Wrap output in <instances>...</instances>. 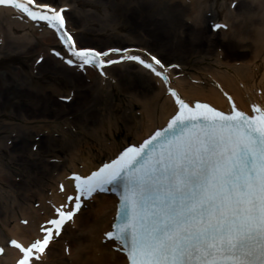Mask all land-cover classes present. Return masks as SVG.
Wrapping results in <instances>:
<instances>
[{"label":"bare ground","instance_id":"1","mask_svg":"<svg viewBox=\"0 0 264 264\" xmlns=\"http://www.w3.org/2000/svg\"><path fill=\"white\" fill-rule=\"evenodd\" d=\"M38 2L48 3L44 0ZM169 2L170 0L165 6L163 4L158 7V33L163 39L172 41L171 31L166 28L171 23L177 26L175 47L183 49L179 53L184 62L165 63L161 56L150 53L166 65H179L178 68L167 69L170 84L135 61L125 60L105 65L103 73L92 66L80 69L75 65H68L53 51L70 57L66 46L46 22L33 21L11 6L0 5V62L9 57L40 52L29 74L11 72L10 76L14 77H10V84L3 83L6 88L0 91V115L5 113L6 105L12 104L14 100L18 105L24 106L23 99L35 92L34 81L37 80V84L40 81L37 75H32L33 69H40L54 79L63 75L62 78L66 80L73 79L68 74L72 68L78 69L97 82L94 83L96 90H100L101 87L98 86L112 78L114 71L118 69L120 78L117 81H134L148 92L133 93L129 102L131 116L129 123H126L124 139L118 142L111 130L107 132V137L103 136L101 140L97 137V157L107 154L99 163L94 162L96 157L93 156V148L85 140L74 144L72 149L69 148L70 153L65 161L68 162L67 165L58 164L57 161L48 159L49 157H38L39 149L35 154L29 153L33 134H39L37 130H33V126L41 123L47 125L44 121H48L46 118L35 117L33 110L29 112L32 114L29 121L17 123L9 118L4 120L3 126H0V187L7 186L13 194L16 193V202L7 199L0 192V246L5 249L0 255V264H17L22 256L17 248L10 245L11 239H16L27 247L35 239L43 238L41 226L57 216L56 207L62 204L71 207L67 196L75 195L73 173L90 175L105 163L116 159L126 147L143 143L156 130L167 125L178 108L175 98L168 91L169 87L176 89L190 104L194 105L197 101L208 103L225 112L232 110L233 102L238 109L250 115L254 114L253 104L264 107V0H171L172 5ZM154 3L153 0H147L142 3V7L151 8ZM85 5L94 7L95 10H83ZM109 6L111 7L110 0H62L60 7L55 8H65V26L75 38L77 47L96 48L80 45L81 36L109 32L119 37L117 30L121 22L113 19ZM214 24L227 27L216 29ZM208 32H211V39L206 36ZM128 35L124 36L128 39L126 42L133 41ZM120 38H123L122 35ZM109 39L110 37L105 40ZM217 42L225 46L223 54L217 52L210 59L197 57L202 50L211 48ZM109 48L130 49L132 54L148 59L149 51L142 46L110 45L99 51ZM118 56L119 54H110L113 60L118 59ZM41 60V64L38 63ZM60 67L68 73L60 70ZM77 78L82 79L81 74H77ZM49 88L58 96L63 93L58 85ZM68 95L71 96L70 93ZM135 107H138L136 111ZM104 129L101 126L100 130ZM9 148L11 151L7 155L4 150ZM50 169H55L58 173L51 175ZM18 175L23 179L20 181L16 178L19 183L10 180ZM61 184L64 185V191L60 189ZM34 199L37 200L36 203ZM81 199L83 204L73 221L64 224L59 237L54 236L41 258H33L31 264H128L125 253L115 249L113 241L105 239V233L112 230L115 224L119 205L116 195L110 191L97 190L92 197L84 196ZM25 220L28 221L27 224L23 223Z\"/></svg>","mask_w":264,"mask_h":264},{"label":"snow or ice","instance_id":"2","mask_svg":"<svg viewBox=\"0 0 264 264\" xmlns=\"http://www.w3.org/2000/svg\"><path fill=\"white\" fill-rule=\"evenodd\" d=\"M0 5L46 22L70 57L53 51L68 65L103 73L105 65L135 61L169 84L167 69L179 67L150 52L143 59L130 49L77 47L65 26L64 7L38 0H0ZM110 54H119L118 59ZM168 91L178 108L167 125L90 175L73 173L71 207L55 208L57 216L41 226L43 238L27 247L9 241L22 253L17 264L41 258L64 224L73 221L81 197L115 190L113 185L121 189L119 221L105 239L126 254L128 264H264V107L253 104L250 115L233 102L225 112L208 103L190 104L174 88ZM4 251L0 246V254Z\"/></svg>","mask_w":264,"mask_h":264},{"label":"rangeland","instance_id":"3","mask_svg":"<svg viewBox=\"0 0 264 264\" xmlns=\"http://www.w3.org/2000/svg\"><path fill=\"white\" fill-rule=\"evenodd\" d=\"M53 7H60L62 0H44ZM169 0H153L154 6L151 8L144 9L143 2L147 0H110V14L113 19L121 22L120 28L117 30L118 36H113L111 33L97 35V34H83L81 36L80 45H91L98 50H103L105 47L110 45L124 46L128 44H134L146 48L149 52L161 56L165 63L171 61L184 62L183 57L180 55V51L175 47V39L178 37L177 26L174 24L168 25L166 29L171 31L170 35L172 38L167 41L158 33L159 22L157 18L158 7L167 4ZM174 2V0H172ZM170 0L169 4H173ZM83 10L94 11V7L85 5ZM132 15V16H131ZM211 29V28H210ZM128 33L130 35H128ZM122 35L123 38H120ZM131 36L133 41L126 42L128 39L124 36ZM211 39V32L206 34ZM110 37L109 41H106ZM127 39V40H126ZM172 44V45H171ZM209 45L207 46V48ZM225 51V46L222 43H215L209 49L202 50L197 57L210 59L215 53H222ZM185 52V51H184ZM183 52V53H184ZM186 57L188 54L184 53ZM40 52L33 53V55L20 56V57H9L0 62V91L6 88V83H9L11 72L21 71L23 74H29L31 66L36 63ZM46 56V54H45ZM55 56V55H54ZM193 59V58H192ZM43 60V59H42ZM41 61L38 63L41 64ZM193 62V60H191ZM189 61V62H191ZM61 68V67H60ZM60 70H63L62 68ZM33 76L39 77L40 81L37 84V80L34 81L35 92L31 93L30 97H26L24 106L18 105L17 101L11 104H7L5 107V113L0 115V126H3L5 119H11L17 123L29 121L32 118V114L29 113L31 110L35 112V117L46 118L48 121L33 126V130H37L39 134L32 138V146L29 147V153H37L39 149V156H43L48 159H53L58 164H65L66 158L70 153L69 148H73L74 144L82 141L88 142L93 149V156L96 157L95 163H99L105 159L107 154L101 158L97 157L99 151L97 149V137L101 140L103 136L107 137L109 130L114 132L115 138L118 142L126 136V123H129V117L131 116V108L129 105L130 100L134 92L148 93L145 87H140L134 81H117L120 78V70H115L113 77L106 80L103 85L98 87L101 89L96 90L93 78H89V75H85L80 70L71 69L64 71L68 73L73 79H64L60 76L57 79L50 77L40 71V69H33ZM77 74H81L82 79L77 78ZM0 75V76H1ZM88 76V77H87ZM122 77V76H121ZM95 83V84H94ZM58 85L62 88L61 97L53 93L49 86ZM44 87H47L44 89ZM70 93L71 99H64L68 97ZM138 107H135V111ZM12 114L13 116H8ZM128 118V119H127ZM101 126H104V130H100ZM97 134H95V132ZM17 131L14 129V133ZM57 134V135H56ZM56 139L57 141H53ZM19 140L16 142L18 143ZM53 141V142H52ZM31 145V143H29ZM84 145V144H83ZM86 149V147L84 148ZM87 150V149H86ZM84 150V151H86ZM9 150H4L5 154H9ZM29 156V155H28ZM5 163V161H4ZM27 167V165L25 166ZM51 175L58 173L57 170H49ZM60 172V171H59ZM25 174V173H24ZM14 174H12L13 176ZM22 181V176L18 175L15 178L11 177V181L19 183L18 180ZM1 183V182H0ZM55 186V185H54ZM11 189L7 186L0 187L2 192L7 199L12 202H16V193L10 191ZM36 200V199H34ZM37 200L35 201V203ZM14 225L11 224V227Z\"/></svg>","mask_w":264,"mask_h":264}]
</instances>
